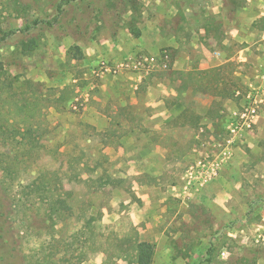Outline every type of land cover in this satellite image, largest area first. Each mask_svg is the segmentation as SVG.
I'll return each instance as SVG.
<instances>
[{
  "label": "rangeland",
  "instance_id": "obj_1",
  "mask_svg": "<svg viewBox=\"0 0 264 264\" xmlns=\"http://www.w3.org/2000/svg\"><path fill=\"white\" fill-rule=\"evenodd\" d=\"M199 1L186 18L209 12ZM210 12L216 36L203 43L219 66L197 71L198 59L151 56L124 29L161 27V0H0V28L13 32L0 43V264H135L141 241L152 264H264V33L251 27L242 44L230 23L222 45L217 19L232 13ZM31 36L39 46L25 55ZM140 56L155 62L136 71ZM177 80L200 117L190 154L228 158L198 192L183 190L193 162L179 166L177 220L161 236V165L145 164L161 160V126L146 103L148 87ZM251 105L259 120L246 127Z\"/></svg>",
  "mask_w": 264,
  "mask_h": 264
},
{
  "label": "crops",
  "instance_id": "obj_2",
  "mask_svg": "<svg viewBox=\"0 0 264 264\" xmlns=\"http://www.w3.org/2000/svg\"><path fill=\"white\" fill-rule=\"evenodd\" d=\"M204 1H209L203 7L209 12H206L203 17H191V19H188L186 18L187 15L189 16L191 10H194L196 6L198 7L196 3L201 1L161 0V15L165 17V20H161L160 28L156 25V21L151 23L148 29H143L139 26L141 35L136 38L138 48H144L151 56L161 54V59L164 61L168 59L165 50L169 48L172 53H177L176 58L182 59L180 62L185 61L184 59H198V66L195 68L196 70L198 69L197 71H203L219 66V63L215 62L211 57L208 45L203 43L206 40L209 41V39L214 40L213 36H216L214 30L211 29L210 11H213L216 14L215 16H219L221 11L226 8L232 13L231 20L223 15H221V19H217L221 22L222 28L227 30L224 33L225 36L219 39L222 45H225V42H230V34L232 32L226 28L230 23L235 24V27H239L241 34L237 33L236 42H241L242 44L248 42V36L246 35L251 27L256 28V34L259 32L264 33V0ZM182 43H188L189 47L180 48L179 46ZM214 55L218 56L219 53L214 52ZM243 55L244 53L242 52L239 56L240 61L246 59ZM162 67H166V64L162 65ZM259 67L262 68L261 65ZM187 70L190 69L185 71ZM136 78L135 82L142 80L140 75ZM179 84L180 81L177 80L174 87H171L170 83L148 87V95L153 96L150 99L147 98L148 101L146 103L152 112L147 119L157 121L159 126H161V129H158L159 131L161 130V155H159L161 160L155 161L154 159L153 162H145L146 165H161V227H163L161 236L165 234L172 222L177 220L178 213L176 212V214L171 209H168V201H171V196L180 194L181 188L178 184V174H176V171H179V166L183 167L184 161L193 162L195 160V155H191L188 150L191 147L189 139L195 136L198 118H200L196 116L197 113L192 115L187 111L189 105L187 101L182 99V94H180L182 91L179 89ZM137 88L138 85H131V90ZM179 91L181 92L178 95ZM208 117L201 115L204 122L210 123L211 119ZM258 120V118H255L254 124H257ZM207 128L210 132L214 131V127L211 124ZM202 131L200 129V132ZM132 149H135V146ZM140 156V159H152L148 152L146 154L141 152ZM181 234L180 231L177 232L175 238L181 236Z\"/></svg>",
  "mask_w": 264,
  "mask_h": 264
},
{
  "label": "built area",
  "instance_id": "obj_3",
  "mask_svg": "<svg viewBox=\"0 0 264 264\" xmlns=\"http://www.w3.org/2000/svg\"><path fill=\"white\" fill-rule=\"evenodd\" d=\"M154 62V57L140 56L133 62L132 68L136 71L142 70L145 66H150ZM255 117L256 107L251 105L244 108L243 113L240 115V120L243 125L250 127V125L254 124ZM230 131L234 133V129H231ZM227 142L229 143V141ZM218 147L221 148V144H219ZM225 150L212 156L205 153L193 161L188 167L186 176L183 179V181H185V186L183 187L184 192H198L216 178L217 173L221 168L220 165H223L224 160L226 161L228 158Z\"/></svg>",
  "mask_w": 264,
  "mask_h": 264
},
{
  "label": "trees",
  "instance_id": "obj_4",
  "mask_svg": "<svg viewBox=\"0 0 264 264\" xmlns=\"http://www.w3.org/2000/svg\"><path fill=\"white\" fill-rule=\"evenodd\" d=\"M72 1V0H68ZM59 10L60 6L58 7ZM39 22H41V24L44 23V21L40 20V21H35L32 26H28L25 27V29L31 30V29H35L39 27ZM45 27H48L51 25V23L49 21L45 22ZM41 28V27H40ZM124 29H126L134 38H138L141 35L140 29L139 27L136 26L135 21H128V23H124ZM11 34H13L12 31H2L0 28V43L5 42L6 40H8V38L11 36ZM39 40L40 38H34V37H29L26 39V41H21L20 42V50L23 54L25 55H30L32 54L39 46ZM264 199H259V202L263 201ZM258 202H255V204H257ZM254 204V202H253ZM248 212L247 214H250V212L255 211L256 209L254 208V206L248 205ZM133 251H134V261L135 264H152V258H153V254H154V246L151 243L148 242H137L134 247H133Z\"/></svg>",
  "mask_w": 264,
  "mask_h": 264
}]
</instances>
